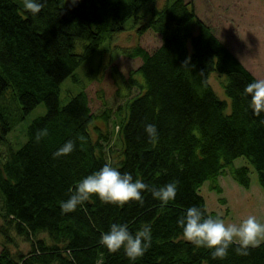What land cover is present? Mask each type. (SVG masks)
I'll return each instance as SVG.
<instances>
[{
	"label": "trees",
	"instance_id": "16d2710c",
	"mask_svg": "<svg viewBox=\"0 0 264 264\" xmlns=\"http://www.w3.org/2000/svg\"><path fill=\"white\" fill-rule=\"evenodd\" d=\"M148 1L44 0L33 14L23 0H0V146L7 147L0 157V264H264V242L248 256L236 255L232 245L225 259H212L209 249L185 240L176 223L192 206L218 216L206 211L199 193L205 182L218 195L226 177L250 188L249 168L232 165L237 158L247 160L264 192V113L255 116L244 94L257 79L189 2L168 0L136 16ZM132 17L138 35L151 31L160 44L125 53L140 64L126 75L112 68L123 102L112 110L102 103L94 114L85 87L102 71L89 72L86 61ZM214 73L225 77L219 85L229 103L211 87ZM68 77L80 88L61 103L60 84ZM38 105L44 114L30 121L25 140L13 149L6 136ZM146 124L156 126L157 140H149ZM44 128L48 135L36 141ZM68 140L75 150L53 158ZM106 163L149 186L179 181L177 194L162 204L143 192L142 205L105 204L92 196L62 214L59 204L70 190ZM114 223L127 224L132 234L150 225L151 247L135 261L122 249L110 253L99 239Z\"/></svg>",
	"mask_w": 264,
	"mask_h": 264
},
{
	"label": "rangeland",
	"instance_id": "374dc122",
	"mask_svg": "<svg viewBox=\"0 0 264 264\" xmlns=\"http://www.w3.org/2000/svg\"><path fill=\"white\" fill-rule=\"evenodd\" d=\"M167 1L150 0L135 15L140 17L148 9L161 8ZM185 1L192 5L196 16L211 28L215 36L257 80L264 79V0ZM132 22L133 17L124 23L123 31L113 34L111 37L105 36L98 50L86 61V70L89 72L99 69L102 71L98 76L92 78L85 87L89 106L94 114H98L102 110V103L112 110L123 102L120 95L125 94V91L121 92L117 88L112 68L114 67L119 73L126 75L128 71L135 69L140 64L139 59H130L125 53L136 45L150 52L160 44L159 36L151 31L138 35L136 31L139 25H132ZM217 77V74H212L209 83L216 95L229 103L219 85L220 80L225 77ZM80 79L84 83L87 76L84 75ZM80 84V82H72L70 77L65 79L60 84V102L65 103L69 94L77 93ZM119 88L122 89V85ZM5 97L9 99V93H5ZM10 103L13 105L11 110L14 114L15 104L11 100ZM44 112L43 105H38L21 120L18 118L11 132L6 136L7 143L14 146L13 149H15L18 143L25 140L23 133L30 121ZM115 146L117 144L113 137L111 147ZM6 150V146H0V157L5 155ZM232 165L249 168L250 188L244 190L230 177H226L220 182L223 186V193L218 195L214 191H210L208 182H205L200 187L199 193L204 198L206 211L217 214L226 224H239L249 215H254L259 222L264 223V192L257 183L256 172L242 157L234 160ZM220 198L224 199V203L219 201ZM15 241L19 249L27 250V244L22 243L20 239ZM15 248V245H10L11 250H15Z\"/></svg>",
	"mask_w": 264,
	"mask_h": 264
},
{
	"label": "clouds",
	"instance_id": "9594fccd",
	"mask_svg": "<svg viewBox=\"0 0 264 264\" xmlns=\"http://www.w3.org/2000/svg\"><path fill=\"white\" fill-rule=\"evenodd\" d=\"M23 6L25 10L36 14L42 10L44 0H23ZM244 94L250 97V108L255 116L264 113V79L247 84ZM144 132L150 141L158 139L154 124H146ZM47 135V128L40 129L36 131L35 139L40 141ZM75 148L76 143L68 140L53 153V158L69 155ZM178 184L179 181H172L159 187L149 186L140 179L134 180L130 173H121L116 167L106 163L100 170L81 179L75 189L70 190L69 198L61 201L59 207L62 214L70 213L92 196H96L105 204L124 205L129 201H136L142 205L143 192H149L153 199L167 204L175 198ZM176 223L177 227L182 229L183 238L198 248L209 249L212 259H225L232 245H235L236 255L248 256L250 249L264 242V223L259 222L254 215H249L239 224H226L222 218L205 216L200 208L192 206L177 218ZM151 243L150 225H143L132 234L127 224L114 223L108 232L101 234L99 239V244L110 253L122 249L131 261L142 257L151 247Z\"/></svg>",
	"mask_w": 264,
	"mask_h": 264
},
{
	"label": "crops",
	"instance_id": "0c3cea01",
	"mask_svg": "<svg viewBox=\"0 0 264 264\" xmlns=\"http://www.w3.org/2000/svg\"><path fill=\"white\" fill-rule=\"evenodd\" d=\"M221 185V184H220ZM221 187H222V190H223V186L221 185ZM223 193V192H222Z\"/></svg>",
	"mask_w": 264,
	"mask_h": 264
}]
</instances>
